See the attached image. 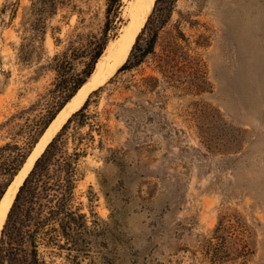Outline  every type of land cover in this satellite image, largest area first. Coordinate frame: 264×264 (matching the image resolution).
Wrapping results in <instances>:
<instances>
[{
    "label": "rangeland",
    "instance_id": "1",
    "mask_svg": "<svg viewBox=\"0 0 264 264\" xmlns=\"http://www.w3.org/2000/svg\"><path fill=\"white\" fill-rule=\"evenodd\" d=\"M108 6L0 0L5 169L32 152L89 69ZM134 10V0L113 8L103 54ZM154 33L142 63L118 64L90 93L88 122L73 117L62 133L63 150L80 153L75 217L56 213L59 192L39 197L43 264H264V0H155L125 57Z\"/></svg>",
    "mask_w": 264,
    "mask_h": 264
},
{
    "label": "trees",
    "instance_id": "2",
    "mask_svg": "<svg viewBox=\"0 0 264 264\" xmlns=\"http://www.w3.org/2000/svg\"><path fill=\"white\" fill-rule=\"evenodd\" d=\"M120 3L121 0H109V18L107 21V26L105 28L106 37L103 38L100 43H98L97 50L93 56V60L90 64L89 69L85 71L84 76H79L75 79L69 95L59 106L58 111H60L65 106V104L74 96V94L86 82V79L94 71V67L99 58L102 56L109 41L108 29L112 23L110 18L111 11H113L114 7L117 9ZM155 40L156 33L153 34L151 39L145 45H141L138 36L136 43L134 44L133 48H131L132 50L129 57L127 55V57L123 58V60L116 68V72L118 70L131 68L142 63L146 56L153 51ZM108 78L109 76L105 77L97 87L104 84ZM87 101L84 106L77 110L68 119V121L62 127L61 132L58 133L46 146L44 152L36 160L33 169L28 174L23 184L20 186L15 201L13 202V205L9 210L7 219L1 230L0 264H43L38 255V248L35 244L36 231L43 223H41L42 220H36L35 215L41 205V203L39 204L37 200L39 199V197L49 194L50 190L59 192V195L57 197L58 200L55 204V207H57L56 213H60L65 209V215L70 216V213H73L71 216L75 217L74 212L69 211L68 208L70 204L69 201L73 196V190L75 188V177L77 176V171L76 167L74 166L73 159L75 158L74 155L79 156L80 153H68L66 150L64 151L62 148L61 136L63 131H66L73 117L81 115L82 118L79 122V124L81 125H85L88 122L87 120L89 116L85 110ZM55 117L56 116L53 115L49 119L44 127L45 130ZM5 148L6 146L0 147V155H2V152ZM28 156L26 153L20 154L18 161H16V163L14 164H11L9 167H7V169L2 166L3 164L1 163L0 159V168H3V170L5 169L6 174H9L7 179L0 181V201L5 194L8 186L11 184L14 177L18 174L19 167L22 165V163H24L26 157ZM53 175L58 177L62 176V178L61 180L57 181V183H53L51 181L53 180ZM48 196L50 198V195ZM78 216H80L81 218H85V215L81 213H78ZM34 220L36 223H32V221ZM215 231H221L222 250L226 243H228L227 238L224 235L226 228L220 224ZM28 239L31 245V250L29 252L25 248L26 240Z\"/></svg>",
    "mask_w": 264,
    "mask_h": 264
},
{
    "label": "bare ground",
    "instance_id": "3",
    "mask_svg": "<svg viewBox=\"0 0 264 264\" xmlns=\"http://www.w3.org/2000/svg\"><path fill=\"white\" fill-rule=\"evenodd\" d=\"M154 3L155 0H134V15L128 28L125 29L119 39H116L115 41L113 40V44L108 48L107 53L103 54L99 58L96 68L88 77L86 82L58 112L54 120L41 135L40 139L34 146L33 151L29 154L26 163H24L18 174L14 177L9 189L0 201V236L1 230L5 224L7 215L15 200L17 192L34 166L35 161L42 154L48 143L63 126V124L83 105L90 93L102 82L106 73L113 72L115 67L123 60L127 51L135 42V39L144 25L148 14L152 10Z\"/></svg>",
    "mask_w": 264,
    "mask_h": 264
},
{
    "label": "water",
    "instance_id": "4",
    "mask_svg": "<svg viewBox=\"0 0 264 264\" xmlns=\"http://www.w3.org/2000/svg\"><path fill=\"white\" fill-rule=\"evenodd\" d=\"M127 59H128V58H127ZM127 59H126V61H127ZM126 61H125V62H126ZM125 62H124V63H125ZM124 63H123V64H124ZM49 143H50V142H49ZM49 143H48V144H49ZM33 149H34V147H33ZM33 149H32V151H33ZM43 152H44V151H43ZM43 152H42V153H43ZM40 156H41V155H40ZM40 156H39V157H40ZM39 157H38V158H39ZM38 158H37V159H38ZM27 159H28V158H26V160H27ZM26 160H25L24 163H26ZM35 162H36V161H35ZM24 163H23V165H24ZM23 165H22V166H23ZM34 165H35V163H34ZM33 167H34V166H33ZM33 167H32V169H33ZM32 169H31V170H32ZM31 170H30V172H31ZM30 172H29V173H30ZM27 176H28V175H27ZM27 176H26V177H27ZM25 179H26V178H25ZM23 182H24V181H23ZM22 184H23V183H22ZM10 185H11V184H10ZM10 185L8 186L7 190L9 189ZM7 190H6V192H7ZM18 191H19V190H18ZM6 192H5V193H6ZM17 193H18V192H17ZM4 195H5V194H4ZM4 195H3V197H4ZM16 196H17V195H16ZM3 197H2V198H3ZM15 198H16V197H15ZM14 201H15V200H14ZM12 205H13V204H12Z\"/></svg>",
    "mask_w": 264,
    "mask_h": 264
}]
</instances>
